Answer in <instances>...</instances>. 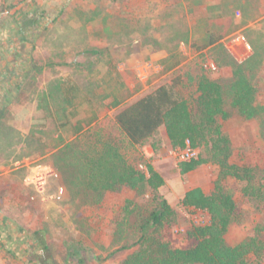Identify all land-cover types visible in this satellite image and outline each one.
Masks as SVG:
<instances>
[{
  "label": "rangeland",
  "instance_id": "374dc122",
  "mask_svg": "<svg viewBox=\"0 0 264 264\" xmlns=\"http://www.w3.org/2000/svg\"><path fill=\"white\" fill-rule=\"evenodd\" d=\"M16 1L0 0V29L10 30L0 39V212L18 226L45 227L58 262L70 251L75 256L68 264H118L137 247L122 249L138 237L123 207L127 199L144 201L149 190L96 191L87 184L91 159L109 146L137 170L147 173L150 165L163 178L158 193L176 212L175 237L207 220L181 198L193 187L209 193L218 167L206 162L181 173L164 126L133 144L114 121L123 104L159 85L177 82L179 94L191 99L201 76L219 81L230 162L250 169L251 182L260 183L264 111L253 119L240 114L229 104L228 86L243 66L264 107V0H38L50 16L23 34L4 11ZM34 2L17 7L33 18ZM211 36L217 40L209 44ZM91 49L99 54L84 53ZM58 81L76 86L69 102L55 90ZM204 147L192 149L193 156ZM226 182L237 206L226 242L264 239V200L246 189L247 180ZM10 262L0 249V264Z\"/></svg>",
  "mask_w": 264,
  "mask_h": 264
},
{
  "label": "trees",
  "instance_id": "16d2710c",
  "mask_svg": "<svg viewBox=\"0 0 264 264\" xmlns=\"http://www.w3.org/2000/svg\"><path fill=\"white\" fill-rule=\"evenodd\" d=\"M24 1L17 0L4 10L14 21L19 34L50 16L47 8L35 0L33 4L37 6L32 11L36 15L28 17L29 11L17 7ZM5 27L0 29V39L10 32ZM216 40L211 36L209 44ZM84 53L99 54V50L91 49ZM41 67L33 66L37 71ZM245 71L246 68L237 65L233 72L228 86L229 104L246 118L253 119L264 111V107L256 102V87ZM176 85L177 82L159 85L153 91L123 104L114 114V121L133 144L142 143L161 126L165 127L173 149H194L204 144V154L180 161L179 169L181 173H186L206 162L218 167L209 193L200 187H193L181 198L182 206L202 211L208 218L203 223L192 224L175 237L170 227L176 222V212L158 193L163 178L150 165L147 166V173L137 170L109 146L97 159H91L87 166L86 173L89 172L91 177L88 187L107 191L126 186L142 192V195L148 190L150 192V197L144 201L126 200L123 218L134 225L138 237L133 244L124 245L122 249L132 245L137 247L118 264H263L264 239L261 234L236 244H228L225 240V234L236 217L237 207L235 189L226 180H247L246 189L256 198L264 200V174L260 183L255 185L251 182L250 169L230 162V140L219 121V118L225 119L229 115L224 107L225 91L219 81L205 76L199 78L195 96L191 99L179 94ZM55 90L61 94L63 101L69 102L77 89L65 81H58ZM114 104L118 106L120 102ZM46 232L45 227L28 229L22 224L18 226L10 215L0 212V249L11 264H68L75 254L68 251L63 262H58L46 243ZM76 257L77 263L84 261L81 256Z\"/></svg>",
  "mask_w": 264,
  "mask_h": 264
},
{
  "label": "built area",
  "instance_id": "2783aa9c",
  "mask_svg": "<svg viewBox=\"0 0 264 264\" xmlns=\"http://www.w3.org/2000/svg\"><path fill=\"white\" fill-rule=\"evenodd\" d=\"M212 67L215 68L214 65H212ZM177 154L180 157L181 161H183L190 159L193 156V151L191 148L187 147L185 149H178Z\"/></svg>",
  "mask_w": 264,
  "mask_h": 264
}]
</instances>
